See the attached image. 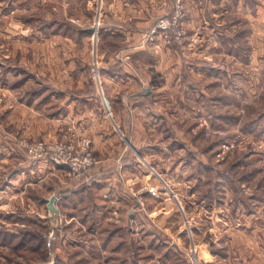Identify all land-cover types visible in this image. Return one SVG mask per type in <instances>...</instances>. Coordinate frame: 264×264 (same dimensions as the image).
I'll list each match as a JSON object with an SVG mask.
<instances>
[{"label": "rangeland", "instance_id": "374dc122", "mask_svg": "<svg viewBox=\"0 0 264 264\" xmlns=\"http://www.w3.org/2000/svg\"><path fill=\"white\" fill-rule=\"evenodd\" d=\"M86 2L0 0V264H264V72H245L247 58L228 55L220 58L221 71L203 72L195 66L202 57L181 55L195 68L172 70L173 83L148 103L157 108V120L153 112L148 118L152 170L140 164L141 182L120 189L131 198L126 205L118 193L110 201L102 185L92 190L82 182L100 171V133L93 145L62 102L90 99L77 109L94 108L97 116L101 89L93 77H102V59L124 44L106 33L98 8L91 21ZM157 4L143 0L149 19L138 29L139 46H166L143 40L165 14L157 15ZM189 4L202 5L189 1L187 13ZM91 32L99 33L95 50ZM137 120L146 125L145 116ZM67 128L90 140L95 158L78 180L24 146L59 141ZM51 195L60 224L50 247ZM92 241L100 244L86 246Z\"/></svg>", "mask_w": 264, "mask_h": 264}, {"label": "crops", "instance_id": "0c3cea01", "mask_svg": "<svg viewBox=\"0 0 264 264\" xmlns=\"http://www.w3.org/2000/svg\"><path fill=\"white\" fill-rule=\"evenodd\" d=\"M95 1L86 2V8L90 9L91 21L98 8L101 12L96 15L104 24L102 27L106 33L111 36L117 35L119 37L117 39L122 40L124 44L112 50L107 59H102L103 65L100 68L102 77L97 74L93 77L96 87L98 90L101 89L99 91L101 94L97 93L102 107L99 109V105H96L99 109L97 116L93 114L94 108L92 112H90L91 108L77 109L80 108L77 106L78 103L86 105L90 99H79L81 102L78 99H69L66 103L63 99L62 102L66 109L64 114L69 119L72 118L80 125L86 126H84L85 132L92 137L93 145L100 139V133L102 146L100 171L88 172L82 182L92 190L102 185L110 201L118 193L120 203L126 205L131 198L125 197L120 189L141 182L140 164L145 163L144 166L150 169L153 167L152 150L155 143L151 140L148 125V118L153 111H150L148 103L152 99L155 105L158 89L168 88L173 83L172 70L181 65L185 70L190 71V68H195L197 65L202 67L203 72L209 69L221 71L223 65L220 63V58L228 55L247 58L244 64L245 72H264V0H204L200 6L189 4L188 32L183 42L153 49L139 46L137 43L140 36L138 29L146 23L145 20L149 19L146 13L143 14V0H97L96 3ZM157 1L159 4L157 15L171 9L172 0H168L166 6L162 5V0ZM195 12L197 15H192ZM194 24L197 25V31H189ZM128 25L131 26L127 27ZM116 26L118 29L113 30ZM109 30L111 31L108 32ZM98 34L97 32L89 34L94 50V40L97 39ZM104 54L105 52L102 53ZM187 54H197L202 57L201 62L195 63V66H191L189 63H193L187 59L181 62V55L184 57ZM147 57L152 58L148 63ZM73 75L76 80V72ZM60 76L61 79L66 77L63 73L61 75V72ZM54 82L56 83L53 81L52 84L57 87L58 84ZM73 82L75 84L76 81ZM181 82L183 86L187 85L185 81L181 80ZM60 86L66 88L63 84ZM143 90L145 93L142 92ZM118 102L124 104V108L123 106L120 108ZM110 104L115 107L112 108ZM153 110L152 114L155 117L157 108ZM144 116L147 119L146 125L141 123L138 125L137 118L142 119ZM164 118L168 119L167 111L164 113ZM151 174L152 171L145 173L146 176ZM63 191L67 192V187ZM97 244L100 243L92 241L86 243V246L97 247ZM100 257L103 256L96 255L95 258L98 262L104 263V258Z\"/></svg>", "mask_w": 264, "mask_h": 264}, {"label": "built area", "instance_id": "2783aa9c", "mask_svg": "<svg viewBox=\"0 0 264 264\" xmlns=\"http://www.w3.org/2000/svg\"><path fill=\"white\" fill-rule=\"evenodd\" d=\"M189 1L203 3L204 0H172L171 9L157 17L156 21L144 35V42H150L155 47L159 41L164 45L180 44L186 32L183 20L187 15L186 4ZM209 132V129L207 130ZM28 154L35 159L46 160L53 165L62 166L69 176L78 180L95 163L90 146V140L67 128L63 139L45 143L43 141L24 144Z\"/></svg>", "mask_w": 264, "mask_h": 264}, {"label": "water", "instance_id": "95a60500", "mask_svg": "<svg viewBox=\"0 0 264 264\" xmlns=\"http://www.w3.org/2000/svg\"><path fill=\"white\" fill-rule=\"evenodd\" d=\"M46 209H47L46 217L49 220L50 229L54 230V229L59 228L60 215H59L58 207L56 205L55 195H51L49 198H47Z\"/></svg>", "mask_w": 264, "mask_h": 264}, {"label": "trees", "instance_id": "16d2710c", "mask_svg": "<svg viewBox=\"0 0 264 264\" xmlns=\"http://www.w3.org/2000/svg\"><path fill=\"white\" fill-rule=\"evenodd\" d=\"M56 231H57V230H55V229H54V230H52V231H51V234L49 235V237H46V236H45V235H43V234H42V235H40V234H37V237L40 239V237H39V236H45V239H47V241H46V242H47V245L51 247V246H52V244L54 243V240H53V238H54V237H55V235H56ZM28 232H30V231H26V232H25V231H23V235H27V236H28V235H30ZM35 234H36V233H34L33 235H35Z\"/></svg>", "mask_w": 264, "mask_h": 264}]
</instances>
